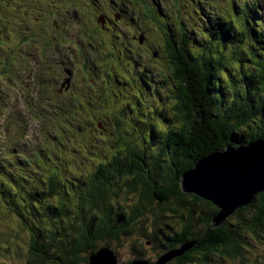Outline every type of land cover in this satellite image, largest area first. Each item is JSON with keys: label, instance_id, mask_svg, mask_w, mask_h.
Wrapping results in <instances>:
<instances>
[{"label": "trees", "instance_id": "16d2710c", "mask_svg": "<svg viewBox=\"0 0 264 264\" xmlns=\"http://www.w3.org/2000/svg\"><path fill=\"white\" fill-rule=\"evenodd\" d=\"M260 20L255 22V26L261 36L264 33V25L260 24ZM230 27L227 25L220 27L218 24L211 33L213 41L210 43L215 42L219 51L230 50L229 46L233 45V50H230L233 56H230V59L236 65L239 64L241 83L236 85V80L232 77L235 75L229 72L231 65L229 59L228 62L221 58L216 60L214 54L208 55L205 52L199 55L202 58L199 62L195 60L194 51L189 48L194 35L189 30L182 34L183 37L187 35L188 42L181 44L180 49L181 41L178 44L171 43L169 49L171 60L163 59L157 62L158 66H155L152 72L169 71L168 83L178 81L182 107L179 106L178 99L174 100L172 103L174 113L162 119L167 129L157 128L155 124L145 121L139 122L143 124L142 126L137 123L135 129L139 135H144L143 139L146 143L155 142V150L148 153L146 148L139 149L133 142L132 144L124 142V147L131 155L126 168L116 157L100 165L97 172L83 170L81 175L90 174L88 192L92 193L87 206L94 213L87 224L85 219H82L80 227L70 228L71 238L68 235V228L65 229L60 242L56 241L57 228L43 227V232L29 228L32 235L30 251L36 252L31 264H88L89 254L106 246L114 250L112 247L114 242L122 245L123 240L127 238H130L131 253L126 258L122 257V253L119 255L114 250L119 256L120 264H130L136 260L132 258L136 251L145 254L139 256L140 259L154 264L161 257L159 251L155 252L161 246V242L158 245L155 236L158 228V238L163 243H168L166 248H162L164 252L170 248L194 244L166 264L247 263L243 256V231L247 230L255 234L259 232V236L264 232V191L257 194L249 205L226 219L222 225L214 227L212 219L218 213V208L192 193H183L180 183L183 173L213 152L228 146L238 147L264 139V49L261 53H256L250 44H244V37L247 35L245 24L243 27L237 25V29H234V26ZM210 40L208 37V41ZM253 41L259 42L254 39ZM136 46L140 52L149 54L154 48V43L150 40L148 44L150 48L140 47L138 44ZM101 48L107 52L109 44L102 45ZM116 50L117 47L114 46V51ZM127 55L129 61L133 60L137 55L135 48L132 47ZM247 63L251 65L250 68L242 66ZM220 67L227 73L226 77L216 74L215 70H219ZM129 75L137 76L134 73ZM138 78L132 81L152 93V86L142 77ZM151 78L154 82V77ZM164 83L166 82H161ZM83 87L90 90L88 85ZM218 88L220 94L216 93ZM58 98L59 101L64 100V94L58 93ZM76 99L71 97V100ZM61 109L66 116L71 117L67 115L64 107ZM118 109L122 110L118 112ZM87 110L97 119L102 120L101 107L94 106ZM128 112L126 104L122 103L115 110V113H118L115 116L136 121L134 111L127 115ZM116 120L120 125L119 119ZM39 152L40 156L46 154L42 149ZM23 162L27 172L36 174L32 171L35 159L25 157ZM108 170L111 173H108ZM60 171L52 166L47 181L37 179L35 186L23 185L12 189L8 195L13 199L18 192L24 191L23 201L28 206L30 216L38 217L44 211L45 219L54 225L68 214L63 204L66 201L65 196L60 192L62 185L57 178ZM125 172L132 174L133 178L126 182L124 187L128 188V192L136 193L137 197L130 209L122 211L114 207L119 205L113 202L120 195V186H118L120 180L116 178ZM22 176L23 174H19L13 177L21 180ZM4 178L8 179V177L1 179ZM3 195L6 196L4 193ZM34 201L44 207L37 206ZM113 207L120 214L114 213ZM251 210L254 214L248 220L244 219V213ZM16 214L28 225L26 217L18 212ZM171 216L176 220L175 226L166 225L165 220L168 221ZM231 218H236L241 226L238 225V221L230 223ZM148 237H153L155 240L153 249L146 243ZM136 248L137 250L134 251ZM214 257L221 259L216 260Z\"/></svg>", "mask_w": 264, "mask_h": 264}, {"label": "rangeland", "instance_id": "374dc122", "mask_svg": "<svg viewBox=\"0 0 264 264\" xmlns=\"http://www.w3.org/2000/svg\"><path fill=\"white\" fill-rule=\"evenodd\" d=\"M33 1L0 0V28L4 25L5 20H19L17 17L19 16L16 6L17 2H20L23 8L27 6L31 10L34 9L37 13V5ZM36 1L40 2L39 0ZM189 1L169 0L171 4L169 19L172 20V23L179 30H181L180 25L190 21V18L195 13L190 9ZM50 4L51 0H43V5H46V8ZM202 5L206 13L212 11V18L218 24H225L233 17L234 29H237V25L243 27L245 23H249L244 41L250 44L256 53H261L264 49V45L262 44L264 43V33L261 36L257 33L255 22L261 19L260 24L264 25V0H202ZM89 11H91L90 6L84 4L82 13ZM94 11L95 9H93ZM74 12L76 13L77 11L71 9L70 13ZM197 13L201 15L200 11H197ZM208 18H211V15ZM217 18L219 21H217ZM162 22L166 23L165 16L162 17ZM192 24L193 22H191ZM202 25H204L203 21L196 20L193 30L190 31L194 35V40L189 48L199 50L200 53L206 51L208 55L214 54L213 57L216 60L221 58L225 62H228L229 59L231 64L229 72L235 75L232 77L236 80V85H239L241 83L239 77L241 71L239 64L236 65L230 59V56H233V54H230V50H233L232 46H229L231 47L230 50L224 51L222 49L219 51L215 42L210 43L213 39L208 41V34H196L198 27ZM176 28H173L175 37L178 36ZM13 30L14 26H12ZM163 33L169 34L168 31H164ZM83 37L88 40L85 35ZM252 38L256 41L259 40V42H254ZM4 41L8 40L5 39V35H2L0 42L4 43ZM194 41L198 42L194 43ZM154 43L156 42L154 41ZM70 45L74 47L77 53L74 61L78 60V63L75 64L77 74L74 80L75 88L78 89L74 95L77 99L71 100V95H68L66 91L64 100L59 101L57 104H51L49 107L41 106L44 104V99H36L39 105L37 108H24L23 105H19V98L15 90L12 89L10 94L6 95L5 78L2 69L3 58L0 55V165H5L7 171L14 176L23 174L24 177L29 178V185L31 186L36 185L37 179L47 181V175L51 172V167H57L61 170L58 172L57 177L62 185L60 192H63L66 199L63 204L69 212L68 218H63L53 225L51 221L45 219L44 211L38 217L33 218L30 216L28 206L23 201L25 199L23 195L24 191L23 193L21 191L18 192L17 195H14L13 199H3L0 195V264H31L34 253H36L30 251L31 232L16 212L26 217L30 227L39 232H43V227L57 228L59 232L57 241L60 242L61 234L70 225L75 224L76 213L82 207L81 198L85 192L78 187L77 183L79 182L77 180H84L90 174L81 175V172L83 170L97 172L100 165L106 164L115 155L123 162V167L126 168L127 161L131 158V155L128 154L124 147V142H133L139 149L146 148L148 153H152V150H155V142L153 144L151 142L146 143L143 139L144 135H139L135 130L136 124L140 121L153 123L157 128L167 129L163 123L161 114L169 116L168 111L172 106L171 103H168L167 99V95L172 88V82L168 83L169 71L160 73L155 70V72H152L155 66H158L157 63L152 70L144 69V79H147L150 86H152L153 92L150 93L144 90V86L132 81V79H139L137 77L139 73L136 67L135 72L133 64L128 60L129 55L126 54L124 48H118L103 61L104 51H102V45L99 41H95L94 46H90V48L88 45L85 46L80 41V36H78L73 39ZM244 47L246 48V45ZM219 53H221V56H219ZM96 59L100 61L96 64L98 72L95 76L94 72L96 70L94 69L91 72V68L94 65L92 60ZM48 61L50 68L56 67L53 59ZM15 65H17V58L8 63L7 67L11 68ZM242 66L251 67L249 63ZM128 69H130V73H134L137 76L130 77ZM219 70H223V68L220 67ZM140 71L143 72V70ZM49 72L53 74L51 69ZM90 72L93 73L92 77L88 78L87 81L84 80V76L89 75ZM219 73L220 77L227 76L225 71L216 72V74ZM151 77H154V82H152ZM162 81L166 83L161 84ZM85 84L90 87L92 93L88 88L83 87ZM223 84L224 82H222ZM50 90L56 93L55 86H52ZM122 103L126 104L129 111L127 115L134 111L136 121L115 116L118 114L115 113V110ZM94 106L101 107L102 120L97 119L93 113L87 110ZM61 107H64L67 110V115L71 117L65 118L64 115L62 116ZM121 110L118 109V112ZM112 114L116 117L115 119ZM62 118L66 120L62 121ZM117 118L120 125L117 124ZM50 121L54 122L52 126L47 128V124ZM139 125L142 126L143 124L139 123ZM55 127H57V134H53V137L56 135L57 138H52L47 133V130L53 133ZM5 131H7V136L5 135ZM44 134L48 136L46 141L43 140ZM23 135L24 139L20 142V146H16L15 142L20 140ZM4 145H6L5 148ZM41 149L46 152L45 155L43 154L44 156H40L39 151ZM25 157L35 159V162L32 164V171L36 172V174H30L27 172V169H24L23 159ZM147 161L150 162L148 158ZM36 164H39V166ZM132 178L133 175L126 172L116 178L120 180L118 185L120 186V195L114 200L113 204L118 203L119 206L114 207L122 211L130 209L137 197L136 193L128 192V188L124 187L125 183ZM21 186H23V180L17 177L8 176V179L4 178L0 180V192L6 195L12 189ZM33 203L44 207V205L35 201ZM84 210L86 218L89 219L90 213L85 206ZM253 214L254 211L251 210L244 213L243 217L248 220ZM237 221L236 218H231L230 223H236ZM165 222L166 225L171 224L175 226L176 220L171 216ZM238 225L241 226L239 221ZM129 243L130 238H127L123 240L122 245L114 242L112 247L119 255L122 253V257L126 258L131 253ZM242 243V248L244 249L243 256L247 260V263L213 262L208 264H264V232L260 233L259 236V232L255 234L244 230ZM157 251L156 249L155 252L157 253ZM214 258L216 260L221 259V257Z\"/></svg>", "mask_w": 264, "mask_h": 264}, {"label": "clouds", "instance_id": "9594fccd", "mask_svg": "<svg viewBox=\"0 0 264 264\" xmlns=\"http://www.w3.org/2000/svg\"><path fill=\"white\" fill-rule=\"evenodd\" d=\"M20 1L27 2V0H20ZM39 1L40 2L34 0L33 2H34V4L37 5L38 12H40V10L42 9L43 13H45L46 11H48L51 8L52 2H53V0H51V4L46 8V5L45 6L43 5V0H39ZM68 1L70 3V6L73 7L77 11L76 13L75 12L74 13H70L71 15H73V14L77 15V17H75L73 19H70L71 29H72V31L75 32V34H79L80 41H82L85 46L86 45H88L89 47L90 46H94V42L95 41H99L101 43V45L109 44V51L106 52L102 48V51H104V54H103L104 59H103V61L105 59H107L110 55H112V52H114V46H116L117 49L118 48H124V50H125V47H124L123 44H121V42H119L117 40H113L111 42L110 40H108V39H106L104 37H97L95 35L87 34L85 32L86 28H84V31H80L79 30L80 29L79 28V23L78 22L74 23V21H79L82 17L88 19L89 18L88 16L91 13H93V9L97 10L98 8L104 6L106 4V0H84V1H82V0H68ZM199 2H200V5H201L200 6L201 15H199V14L197 15L195 13L193 14V18H190V21H187V23L189 22L188 29L189 30L193 29V26H194L196 20L203 21L204 25L198 27L197 34H199V35H203V34L207 35L208 34L207 36L210 37L209 36L210 35V31L206 30L207 27H210L211 23H212L213 26L216 29V26L218 25V23H216L215 20L212 18V15H213L212 11H209L208 13H206L204 11V8H203V5H202V0H199ZM84 4L85 5H89L91 11H89L87 13H82V7H83ZM16 6H17V12L19 13V16H17L19 18V20L18 21H12V20L6 21L5 20L4 21V25L0 28V37L2 35H5V39L8 40V41H4V43L0 42V55L3 58L2 69H3V73H4V78H5V88H6V92L5 93H6V95L8 96L12 89L15 90V92L17 93V96L19 98V102H20L19 105H23L24 108L25 107L37 108V106H39V105L37 104L36 99L37 100L38 99H44V104L41 105V106H44V107H49L51 104H57L58 103V95H57V93L65 94L66 91H67L68 95H71V97H75L74 96L75 95V91L77 90L75 88V83H74L75 76L77 74V71H76V68H75V64L78 63V60L74 61L75 60V56H76L77 53L75 52L74 47L72 45H70V44L69 45L72 46V48H73L74 55H73V57L70 60H68V62L71 63L72 66L64 68V69H61L59 71L62 74V77H60L61 80H60L59 84L56 82V76H55V69L56 68H60L59 60L58 59H53V58H48V59L43 58L41 61L34 62V67L35 68H34V70L30 71V73L28 74L26 82H24L22 84H18L17 83L16 77H15L17 65H15V66H13L11 68H8L7 64L12 62L15 58H18L17 57L16 45H17L18 40H21V41L23 40L22 35L19 34V28L22 25V21L27 20L28 24H33L32 23L33 20L30 19L29 16L31 14H37L38 12L36 13L34 9L31 10L27 6L25 8H23V6L20 4V2H17ZM155 6H156V8L158 10H160L162 12L163 16H165L166 23L162 22V18L161 19H159L157 17L154 18V12H155V8L154 7ZM189 6H190V9L192 11L195 10V8H194V0H190L189 1ZM10 7H11V4H10ZM33 8H34V5H33ZM170 12H171V4H170L169 0H155L153 5L151 6V13H152L151 19L155 20L154 21L155 27L151 31L150 40H152L153 43H154V41L157 43V44L154 43V48H156V49H159V47L163 44V42L166 40V38H174L176 41H179L180 37L182 36V33H183L182 30H179L178 28H176V26L172 23V20L169 19ZM202 15H203V17H202ZM209 15H211V18H208ZM231 19H232V21H231ZM217 21H219L218 18H217ZM191 22H193L192 25H191ZM170 23H171V25H170ZM187 23L180 25V29L182 28V29L185 30ZM230 24H231V27H230ZM87 25H89V24H87ZM224 25H227L230 28H233V26H234V17L230 18L229 22H226L225 24L221 23L220 27H223ZM245 25H246V27H248L249 23H245ZM12 26H14V30L13 31H12ZM77 26H78V30H77ZM173 28H176V31L178 33L177 37L174 36ZM164 31H168L169 34H164L163 33ZM6 35H7V37H6ZM83 35H85L88 40H86L83 37ZM193 40H194V38H193ZM193 40H192V43H193ZM141 41L142 40L140 39V42ZM197 42L198 41H194V43H197ZM244 44H247V42H245ZM136 45H137V43H133V44H131L130 47L131 48L134 47L135 51H136V54H137V52H139L140 55H136V57L133 60H131L130 62L133 64L135 72H136V68L138 69V71H137L139 73L138 77H142L144 79V75H145L144 74V69L147 68L149 70H152L154 68V66L156 65V63L160 62L162 60H161V58H155L152 55L151 52L149 54H144V53L140 52ZM5 47H10V49H11V53L9 55V59L8 58L6 59V57L4 55ZM197 49H200V48H197ZM194 51L195 52H193V54L194 55L196 54L197 56H199V55H201V54L206 52V51H203L202 53H200L199 50H194ZM125 52H126V54L128 53L126 50H125ZM50 59L54 60V63L56 64V67L50 68L49 61H48ZM98 61H100V60H98V59L92 60L94 65L91 68V72H93V70L95 69L96 70V72H94L95 76H96V74L98 72V70L96 68V64H98ZM229 63H230V60H229ZM50 69H51V72L53 74H50V72H49ZM140 70H143V72H141ZM216 71L217 72H221V71L223 72L224 70H215V72ZM91 72H90L89 75H85L84 76V80L87 81L88 78H91V76L93 75V73H91ZM128 73L131 74L130 73V69H128ZM57 79H59V78H57ZM144 80L149 84L147 79H144ZM52 86H55V89H56L55 91H56L57 98L52 96V95H50L53 92L52 93H48L47 92V89H51ZM85 86H86V84H85ZM26 89H27V91H26ZM71 89H72V93H71ZM216 93L220 94L219 93V88L216 90ZM48 98H49V101H48ZM60 111L62 113V116L64 115L65 118H69L68 116L65 115L64 111L61 108H60ZM164 116L170 117V115L168 116L166 114H161V118L162 119L164 118ZM65 118H62V121L66 120ZM53 122L54 121H50L47 124V128L52 126ZM47 133L52 138H57L56 135H55V137H53V134H57V127L54 128L53 133L49 132L48 130H47ZM45 134L43 135V140L44 141H46L47 137H48ZM5 135L6 136L8 135L7 131H5ZM23 139H24V135L22 136V138L20 140H17L15 142V145L16 146H20V142ZM5 146L6 145H4V148H5ZM116 157H117V155L114 156V158H116ZM113 159H111V160H113ZM110 161H108V162H110ZM30 164H31V162H30ZM108 173H111V172L108 170ZM8 176L13 177L14 175H12L11 173H9L7 171L5 165L1 164L0 165V179L2 177H8ZM21 180H23V185L25 187H31V185H29L30 184L29 178H26L23 175ZM89 182H90V179H89V177H87L84 180H82L81 182L77 183L78 187L80 189L84 190L85 194L81 198L82 207L78 211L79 214L77 215L78 212L76 213L75 220H74L75 224H72V225H70L68 227V235L70 236V238H71V234H72L71 231H70L71 227H73V226L80 227L82 219H85V221H86L85 224H87L89 222L90 218L89 219L86 218L84 206L87 208L88 212L90 213V217L94 213V211H90L89 207L87 206L88 199H89V197H90V195L92 193V192H88V183ZM0 195H1V197L3 199H11L9 195L4 196L2 192L0 193ZM77 198H79V197L77 196ZM114 213L120 214L119 211L117 209H115V208H114ZM63 218H68V214L66 216H64ZM22 222L28 227V229L32 228V227H30L29 223L27 225V223H25L24 221H22ZM64 232H65V230L63 231V233ZM156 232H159V228L156 230ZM56 233H57V236H58L59 232L57 231ZM63 233L61 234V236L63 235ZM163 233H164V230H163ZM31 240H32V235H31ZM56 241H57V237H56ZM159 242H161V246H159L160 249L158 248V251L161 254V256L164 253L168 252V251L180 249V248H175V249H170V250H167V251L164 252V251H162V248L163 247L166 248V246L163 245V242L161 240L158 241V245H159ZM30 243H31V241H30ZM103 248H109L110 249V247H107V246L103 247ZM100 249H102V248H100ZM98 250L88 255V264H90V256L92 254L98 252ZM110 250H112L115 253V255L117 256V259H118V264H120L118 254L112 248ZM84 259H85V256H84ZM136 260H143V259H136ZM136 260H134V261H136ZM82 261H84V260H82ZM134 261H132V262H134ZM78 262H81V261H78ZM132 262L130 264H132ZM80 264H85V263H80Z\"/></svg>", "mask_w": 264, "mask_h": 264}, {"label": "flooded vegetation", "instance_id": "af4514ba", "mask_svg": "<svg viewBox=\"0 0 264 264\" xmlns=\"http://www.w3.org/2000/svg\"><path fill=\"white\" fill-rule=\"evenodd\" d=\"M154 1L155 0H106V4L91 13L88 19L82 17L79 21H74V23H79L80 31H84V28H86L85 32L87 34L104 37L111 42L113 40L121 42L127 52H129L131 49L130 46L133 43H137L140 47L147 46L150 48L148 46L150 34L155 27V20L151 19V6ZM200 6L199 0H194V12L197 15V11L201 12ZM69 8L70 3L68 0H53L52 6L48 11L43 13L41 9L37 14H31L29 16V18L33 20V24H28L27 20L22 21L19 34L22 35L23 40H18L16 45L18 58L15 77L18 84L26 82L28 74L35 68L34 62L41 61L43 58L59 60L60 68L55 69L56 82L58 84L61 80L60 77H62L59 71L72 66L68 60L73 57L74 51L72 46L69 45V42L71 37L75 35V32L71 29L70 19L77 17V15H71ZM154 8V18L157 17L161 19L163 17L162 12L158 10L156 6ZM188 26L189 22L185 30L181 28L183 33L189 30ZM214 29L215 27L212 23L211 26L206 29L210 31V39L213 38L211 33ZM140 39L142 40L141 42ZM186 41L188 42L187 35L184 37L181 36L179 41H176L174 38H166L159 49L152 48L151 53L155 58L170 61L172 58L169 51L171 43H180V49L181 44ZM10 53V47H5L4 55L6 59H9ZM137 55H140V53L137 52ZM194 58L198 62L202 59L201 56H197L196 54ZM177 82V80L174 81V83L172 82V88L167 95V99L168 103L171 104L174 100L177 101L178 99L179 106L182 107V100L180 99V90ZM173 113L174 109L171 106L168 114L171 116ZM158 234V232H155L157 241H160ZM146 243L149 248H153L155 240L153 237H148ZM163 244L165 246L168 245V243ZM136 250L137 248L134 251ZM144 255V253L136 251L134 255H132V258L140 259L139 256Z\"/></svg>", "mask_w": 264, "mask_h": 264}, {"label": "water", "instance_id": "95a60500", "mask_svg": "<svg viewBox=\"0 0 264 264\" xmlns=\"http://www.w3.org/2000/svg\"><path fill=\"white\" fill-rule=\"evenodd\" d=\"M180 183L183 193H192L217 207L219 211L213 217L212 225H222L264 191V139L213 152L183 173ZM193 245L190 243L168 251L154 264H166ZM110 249L102 248L92 254L90 264H118L117 256ZM132 264L150 263L136 260Z\"/></svg>", "mask_w": 264, "mask_h": 264}, {"label": "bare ground", "instance_id": "6f19581e", "mask_svg": "<svg viewBox=\"0 0 264 264\" xmlns=\"http://www.w3.org/2000/svg\"><path fill=\"white\" fill-rule=\"evenodd\" d=\"M71 9H74V8L70 6V8H69V12L71 11ZM232 46H233V45H232Z\"/></svg>", "mask_w": 264, "mask_h": 264}]
</instances>
